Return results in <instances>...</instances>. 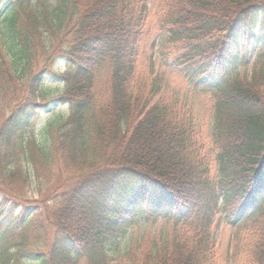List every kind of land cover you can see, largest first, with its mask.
Listing matches in <instances>:
<instances>
[{"label": "trees", "instance_id": "obj_1", "mask_svg": "<svg viewBox=\"0 0 264 264\" xmlns=\"http://www.w3.org/2000/svg\"><path fill=\"white\" fill-rule=\"evenodd\" d=\"M144 1L61 0L55 14L43 0L38 7L0 0V92L21 82L0 114V264H109L108 244H118L137 221L158 218L171 221L181 239L171 250L157 249L153 264H213L205 238H185L178 226L193 222L206 232L219 201L232 224L256 227L247 254L264 264V222L256 218L264 214V0L164 2L168 42L193 83L217 98L214 128L222 150L216 188L178 113L131 88ZM24 2L34 19L31 31L18 18ZM34 34L42 37L46 56L42 71L29 77ZM2 52L9 65L2 64ZM250 53L261 66L242 76ZM59 60L67 62L64 75L53 73ZM49 78L66 82L50 99L42 92ZM54 102L68 104L70 114L46 127L43 134L51 132L53 140L34 146L28 167L15 166L10 148ZM57 152L60 182L32 202L28 188L48 180Z\"/></svg>", "mask_w": 264, "mask_h": 264}, {"label": "rangeland", "instance_id": "obj_2", "mask_svg": "<svg viewBox=\"0 0 264 264\" xmlns=\"http://www.w3.org/2000/svg\"><path fill=\"white\" fill-rule=\"evenodd\" d=\"M39 1L33 0L31 4L38 6L37 2ZM43 1L50 11L55 14L59 11L56 8L60 5L61 0ZM164 2L165 0L144 1L147 17L141 30L142 36L139 40L136 70L131 88L136 93L149 98L152 105L156 104L163 110L167 109L178 113V119L183 120L186 127L190 129L191 143L198 151L199 160L204 163L208 182L216 188V181L219 179L218 157L222 150L219 140L216 139L214 128L217 98L213 91L205 90L193 83L191 76L187 73L189 71L188 65L180 63L181 53L173 43L168 42L169 32L163 28V21H161L167 11ZM24 5L25 10L18 13V18L24 24L23 27L31 31L34 28L32 11L28 8L26 2H24ZM34 36L36 38L31 56L29 77L42 71L44 57L46 56L43 53L44 42L39 40L42 37L38 34H34ZM1 39L3 41L0 33V47ZM254 43L253 40L252 44ZM1 55L2 64L9 65L10 62L4 52ZM255 56V53L249 54L247 59L249 67L241 68L242 76L250 77L252 70H259L261 64L260 66H254L255 61H257ZM55 68L57 67L55 66ZM106 80L107 78L103 76L102 85L99 88L102 96L107 90L104 86ZM11 83L10 88L4 87L3 91L0 92V114L3 113L8 100L15 94V89L21 86L20 81L13 80ZM64 87L63 83L59 85L55 80L49 79L42 92L45 97L50 98L55 93L62 91ZM69 113L67 105L61 106L55 102L52 106L44 107L41 116L34 123L33 130L19 141L17 147L12 146L10 148L8 159L14 162L17 167H28V157L30 158L31 154L36 151L34 150L35 144L43 143L44 146H48L53 140L54 135L51 132L46 130L43 134L46 127L51 124L58 125V123L66 120ZM56 157V161L48 167L51 170L47 177L48 180H44L40 184L36 182V185L31 182L28 190H31L29 194L32 202L43 200L57 188L60 182L58 171L61 153L57 152ZM203 202L204 200L200 201L199 208H201ZM222 204L223 201L218 202L217 210L210 219L209 229L206 232L204 228L198 227L199 224L188 222L180 223L178 226L181 234L190 239L196 236L204 237L206 241L204 247L209 251L206 256L213 264H255L247 253L252 247L253 229L256 227L246 223L232 224L228 218L229 214L224 210V204L223 207L221 206ZM191 206L190 204L187 208ZM256 218L264 222V214ZM173 227L171 221L163 218L151 219L146 222L137 221L126 229V237L119 236L121 238L118 244H115V246L112 244L111 246L110 244L107 245L109 252L112 250L109 264H153V254L158 251L157 249L171 250L170 248L174 245L175 240L181 239L177 236V239L175 238ZM177 234H179L178 231ZM127 246H129L128 253L125 252ZM40 250L50 254V249L41 247ZM25 264H44V262L41 259H30L26 260ZM79 264H88V262L83 259Z\"/></svg>", "mask_w": 264, "mask_h": 264}]
</instances>
